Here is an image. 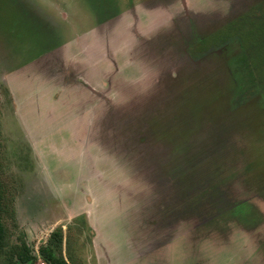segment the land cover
Instances as JSON below:
<instances>
[{
    "label": "rangeland",
    "instance_id": "374dc122",
    "mask_svg": "<svg viewBox=\"0 0 264 264\" xmlns=\"http://www.w3.org/2000/svg\"><path fill=\"white\" fill-rule=\"evenodd\" d=\"M263 5L0 0V264L58 229L68 264H264V84L229 93L227 27Z\"/></svg>",
    "mask_w": 264,
    "mask_h": 264
},
{
    "label": "trees",
    "instance_id": "16d2710c",
    "mask_svg": "<svg viewBox=\"0 0 264 264\" xmlns=\"http://www.w3.org/2000/svg\"><path fill=\"white\" fill-rule=\"evenodd\" d=\"M229 27L239 39L242 50L235 53L228 61V73L232 80L229 93L232 92L235 97H238L249 91L256 92L264 84V77H262V71L264 72V5L258 11H254L251 17L245 19L241 17L232 22ZM206 102L208 100L205 99L204 104ZM3 206L4 189L0 181V256L5 253L8 238L7 230L1 219ZM241 206H244V203ZM247 210L250 209L247 207ZM251 214L255 215L252 211L248 215L246 213L248 219H252L249 218ZM62 243L63 232L58 229L49 236L47 244L39 248V255L45 264H68L62 255ZM13 256L18 264H33L36 260L35 254L26 243H21L18 248H15Z\"/></svg>",
    "mask_w": 264,
    "mask_h": 264
},
{
    "label": "flooded vegetation",
    "instance_id": "af4514ba",
    "mask_svg": "<svg viewBox=\"0 0 264 264\" xmlns=\"http://www.w3.org/2000/svg\"><path fill=\"white\" fill-rule=\"evenodd\" d=\"M186 14H187V16H186V19H190L192 22L193 21H195V24H196V22H201V21H203V17L201 16V19H198V18H194V16H191L190 15V13L188 12V10L186 11ZM201 14V13H200ZM197 17H199L200 18V16H197ZM228 27V26H227ZM216 33V32H215ZM207 36V35H206ZM211 37H214V34H212V35H210V36H208V37H201V38H199V37H194L193 39H192V43L190 44V45H194V48L193 49H196L197 50V46L200 44V43H203V41H206V40H208L209 38H211ZM228 44H230L231 45V41L230 42H226V43H224L223 44V46H225V45H228ZM227 47H223V49H226Z\"/></svg>",
    "mask_w": 264,
    "mask_h": 264
},
{
    "label": "crops",
    "instance_id": "0c3cea01",
    "mask_svg": "<svg viewBox=\"0 0 264 264\" xmlns=\"http://www.w3.org/2000/svg\"><path fill=\"white\" fill-rule=\"evenodd\" d=\"M229 27V26H228ZM88 231H89V236H90V238L92 237H94L95 236V233L93 232V230L92 229H88ZM119 246V245H118ZM119 247H121L122 249H124V247H122V246H119ZM107 248V247H106ZM100 251L103 253V251L100 249ZM106 251V250H105ZM126 251H128L129 252V256L127 257V260L128 261H135V258H136V254H135V250H134V247L133 246H130V247H126ZM160 258H161V254H160ZM93 261H95L94 259H93ZM97 261V260H96ZM66 262H67V260H66ZM97 264H99V261H97Z\"/></svg>",
    "mask_w": 264,
    "mask_h": 264
}]
</instances>
